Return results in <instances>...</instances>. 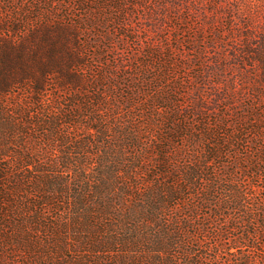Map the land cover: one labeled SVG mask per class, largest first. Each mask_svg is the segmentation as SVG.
<instances>
[{"label":"trees","instance_id":"trees-1","mask_svg":"<svg viewBox=\"0 0 264 264\" xmlns=\"http://www.w3.org/2000/svg\"><path fill=\"white\" fill-rule=\"evenodd\" d=\"M160 9L157 25L167 19L166 5ZM6 29L0 24V105L6 109H0V130L17 125L10 132L20 141L0 162V213L12 204L2 189L5 179L37 180L45 189L30 186L22 212L49 241L53 227L76 220L96 227L106 246L96 251L111 264H203L215 257L200 239L207 233L232 256L223 264L250 262L243 248L258 249L256 240L264 241V197L248 202L258 188L253 181L264 178V117L233 106L242 92L237 82L253 80L243 70L248 62L263 66L262 88L251 91L264 94V37L232 30V41L246 42L237 49L222 31L209 47L189 38L193 57L181 65L200 68L189 76L195 83L189 88L170 78L172 60L156 76L99 70L86 77L77 69L85 59L73 24H39L17 44L2 37ZM208 48L215 51L211 61ZM152 85L170 94L151 95L146 87ZM180 89L191 96L187 107L176 99L185 94ZM31 142L39 150L22 146ZM17 150L20 161L14 162Z\"/></svg>","mask_w":264,"mask_h":264},{"label":"rangeland","instance_id":"rangeland-1","mask_svg":"<svg viewBox=\"0 0 264 264\" xmlns=\"http://www.w3.org/2000/svg\"><path fill=\"white\" fill-rule=\"evenodd\" d=\"M162 5H166L163 12L166 13L167 19L164 24L157 25V14L160 13ZM45 23L73 24L78 28L85 61L77 69L86 70V77L95 78L99 70H113L114 73L128 70L156 76L161 70L171 68L170 71L175 74L170 78L173 77L174 82L177 80V83L182 84L184 81L185 86L193 88L195 83L189 76L196 74L200 68L181 65L187 58L193 57V52L188 51L191 47L189 38L191 40L198 37V40H202L209 47L213 44L215 34L222 31L221 38L229 46L237 49L240 48L239 44L246 42L240 37L232 41V30L239 33L242 31V34L251 31L254 36L264 37V0H185L184 4L180 5L178 0H0V24L7 28L1 33L3 38L12 39L17 44L25 33ZM15 26L18 27V31L12 33L7 31L8 28ZM171 52L169 60L168 55ZM214 52V49L208 48L206 61L213 60ZM196 61L195 58L193 62ZM169 62L167 68H164ZM243 70L253 74V80L237 82L235 86L242 88V92L238 98L239 104L233 106V109L239 105L249 106L248 113L260 119V116L264 117V94H254L251 88L252 86L262 88L257 80L262 78L263 66L256 62H248ZM123 88L125 90V87ZM146 88L151 95L156 91L170 94L166 86L162 91L155 89L153 85ZM90 90L94 92L93 88ZM183 92L185 94L178 95L176 99L181 100L183 106L187 107L191 96L188 91L186 93V89H180V93ZM0 109L6 110L1 105ZM15 109L20 110L22 107L15 106ZM226 122L230 120L226 119ZM4 126L9 129L0 130L2 163L7 162L3 158L16 150L15 143L20 141L18 135L10 132L12 130L17 132V125L15 129L9 124ZM22 146L39 150L33 142ZM19 153L22 152L17 150V154L11 160L19 162ZM45 157L53 160V152L48 151ZM29 182L16 176H10L3 181L2 189L7 197L5 199L12 204L4 207L6 211L4 209L0 213V264H62L61 262L111 264L105 261L108 260V255L99 257L97 253L98 250L106 249V246H100L103 244L100 242L103 236L97 233L95 226L83 228L81 224L77 226L76 220L72 219L71 222L75 220L74 223L66 225L62 223L61 227H53L54 242L49 241V236L45 232H35L31 218L22 211L27 209V204L31 201L27 196L32 190L30 186L36 187L38 191L45 188L36 183L37 180L34 183ZM253 182L258 188L254 192L255 197L252 199L248 197V202H257L260 196L264 197V178L255 179ZM14 209L19 213H14ZM217 227L216 224H212L210 232H214ZM208 235L201 234L200 239L206 240L207 248L212 247L209 254L215 257L212 259L207 257L201 262L223 264L226 258L232 256L227 255L228 251L224 252L221 246L216 248L214 240L208 238ZM217 240L222 244L228 242ZM255 244L258 249L250 244L243 248V253L250 258L248 264H263L264 241L256 240Z\"/></svg>","mask_w":264,"mask_h":264}]
</instances>
